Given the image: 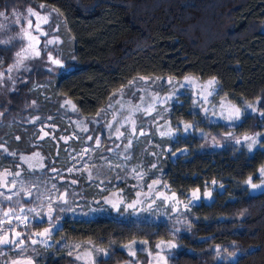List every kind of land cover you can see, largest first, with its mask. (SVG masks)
<instances>
[{
    "label": "trees",
    "instance_id": "16d2710c",
    "mask_svg": "<svg viewBox=\"0 0 264 264\" xmlns=\"http://www.w3.org/2000/svg\"><path fill=\"white\" fill-rule=\"evenodd\" d=\"M29 7L54 10L73 40V51L69 61L63 59L67 73L55 76L34 69L21 75V84L0 103V145L9 153L29 154L36 149L28 148L25 141L31 133L27 124L34 113L33 101L37 115L45 118L63 114L57 107L66 99L76 105L77 117L90 118L138 76H192L202 81L215 77L218 92L230 103L241 109L251 103L257 109L244 115L234 132L250 135L264 130L260 115L264 112V0H0L4 14ZM18 48L17 42L0 46V69L12 64ZM44 84L54 92V104L44 98L47 90L38 89ZM170 119L174 128L179 122L191 123L216 141L231 131L222 124H208L187 102L173 105ZM183 143L189 154L163 166L170 190L185 199L192 190L210 189L213 181L222 188L213 191L210 204L190 208L192 218L185 232L174 236L166 223L83 218L62 222L55 237L107 247V256L94 264L129 261L119 249L128 242L145 241L154 253L157 242L170 240L177 248L167 264H264V192L250 195L244 185L250 176L258 182L264 150L248 154L225 145L208 151L202 148L203 138L193 135ZM19 231L23 232H15ZM217 246L226 261L216 262L213 248ZM236 252L235 261H227ZM137 259L147 263L144 253H137ZM43 264L74 262L62 254Z\"/></svg>",
    "mask_w": 264,
    "mask_h": 264
},
{
    "label": "rangeland",
    "instance_id": "374dc122",
    "mask_svg": "<svg viewBox=\"0 0 264 264\" xmlns=\"http://www.w3.org/2000/svg\"><path fill=\"white\" fill-rule=\"evenodd\" d=\"M33 11L41 17L49 13L52 15L48 23L37 20L27 9L0 15V46L17 42V52L29 45L37 46L35 40L21 39L24 29L39 39L37 47L41 50L39 57L25 60L24 66L11 74L15 80L14 84L13 80L6 79L4 86L0 88V103L5 102L8 95L21 84V75L34 69L55 76L68 72L63 59L69 61L73 40L67 34L62 20L51 9L43 12ZM29 20L32 21L31 29L28 26ZM37 23L40 24L39 31L36 30ZM4 40L10 42L4 44ZM49 40L52 43H48ZM29 52L31 53V48ZM49 55L61 60L62 66L52 64L48 59ZM15 57L16 54L14 59ZM25 67L28 70H25ZM141 77L148 79L141 80ZM187 77L190 82H186V77H135L129 81L134 82L132 87H129L128 82L122 87L124 92L120 91L122 88L115 91L116 95L113 93L107 104L97 112L100 115L97 116L96 113L90 118L77 117L69 105H64L65 100L60 101L57 107V111H62L63 114L55 112V116H49L51 119L37 115L35 104L31 103L30 108L34 113L27 125L32 128L25 141L28 148L36 149L29 154L19 153L13 156L4 151L5 146L0 147V184L4 185L0 187V193H3V196H0V219L4 220V223L0 224V236L7 234L11 238L14 235L13 230H22L20 239L24 240L23 251L12 245H0V264H12L13 261L26 264L29 259L32 264H43L49 258L62 254L69 256L74 264H94L95 259L107 256V247H99L87 241H65L61 237H55L64 221L105 218L166 223L174 236L185 232L192 218L190 208L201 203L210 204L213 191H221L222 188L218 183L211 182L210 189L207 190L212 194L210 198H204L206 190L199 191V200H193L194 190L190 191L185 199H180L176 193L173 198L174 192L163 179V166L167 161L174 162L178 157L189 154L190 149L184 145V139L188 135L203 138L202 148L208 151L220 149L225 145L243 148L248 154L258 149L264 150V145L261 144L264 140V130L249 135L260 134L256 137L257 144L249 152L247 142L243 141L245 135H238L233 130L241 119L229 121L222 118V115H227L231 110L233 104L218 92L216 84L213 94L207 96L208 91L212 90L206 87L210 79L202 81L196 77ZM170 79L172 83H169ZM38 89L47 90V95L43 92L42 94L54 104L56 96L50 85H40ZM169 97L171 99H168ZM183 102H187L193 111L199 112L208 124H222L230 128L228 133L232 135L225 133L216 141L204 131L195 129V125L191 123L179 122L174 128L170 119L172 107L180 106ZM242 112V117L254 113L246 106L242 108ZM109 123L111 127H108ZM185 124H191L192 127L185 131ZM85 125L88 128L86 132L82 130ZM16 127L25 130L22 125ZM117 129L124 135L117 138ZM170 130L171 135H161V132L167 133ZM44 132L48 135L45 136ZM89 137L92 139H88ZM97 137L100 138L99 147L96 143ZM237 138L242 141L241 144L235 143ZM129 141L131 146L126 147ZM34 153H39V157L34 156ZM21 156L28 159L21 160ZM6 158L11 160L7 161ZM70 168L73 169L72 172L68 171ZM17 172L20 173L19 176L15 175ZM256 176V184H260L258 170ZM73 180L76 183H72ZM154 181L158 183L154 184ZM149 185H152L151 189ZM244 185L250 195L264 192V187L254 190L248 184ZM9 196L11 200L5 199ZM105 198L118 206L113 207L112 204L106 203ZM233 199L229 197L228 201ZM5 212H9L10 216L5 217ZM17 215L20 216L19 220L15 218ZM45 228L50 229V236L41 238L33 235L43 232ZM32 239L40 242L33 244ZM169 242L176 245L171 240L159 241L155 245L154 253L149 250L145 241L128 242L119 246V249L130 257L124 264H141L137 259L139 252L146 255V264H167V257L177 248V245L169 248ZM101 249L104 251H99ZM213 251H217V247H214ZM130 252H134V255H130ZM238 255L239 252H236L227 261L234 262ZM78 256L80 259H77ZM221 261L226 260L219 254L216 262Z\"/></svg>",
    "mask_w": 264,
    "mask_h": 264
},
{
    "label": "snow or ice",
    "instance_id": "6c2138e0",
    "mask_svg": "<svg viewBox=\"0 0 264 264\" xmlns=\"http://www.w3.org/2000/svg\"><path fill=\"white\" fill-rule=\"evenodd\" d=\"M41 8L44 7V5H41L40 6ZM28 13L32 16H36L37 17V20H43L44 23H48L49 22V17L52 15V13H49L48 15H45L43 17L39 16V14L37 12H34L33 11V8L29 7L27 9ZM0 15H4V13H0ZM28 26H29V29H31L32 27V21L29 20L28 21ZM36 30L39 31L40 30V24L37 23L36 25ZM22 32H23V35L21 36V39H28V40H35L36 42V45L38 46L40 41L39 39L36 37V36H33L31 34V32L29 30H24L22 29ZM42 35H46V33H41ZM10 39H14V38H10ZM10 42V40H4L2 41V43L4 44H8ZM48 43H52L51 40L48 41ZM37 46H33V45H29L27 47H23L21 49V51L17 52L16 53V57L14 59V62L13 64H11L7 69H4V70H0V88H2L6 82V79L7 80H13V84L15 83V80L13 78V76L11 75L14 71H19L21 67L24 66V62L25 60L27 59H32V58H35V57H39L40 54H41V50L39 47ZM29 48H31V53L29 52ZM48 59L49 61L52 63V64H55V65H58V66H62L61 65V60L59 59H55L53 58L52 55H49L48 56ZM25 70H28L26 67H25ZM141 80H147L148 78L146 77H141L140 78ZM186 82H190V78L186 77L185 78ZM169 83H172L171 79L169 80ZM216 84V79L215 77H213L212 79L208 80L207 81V84H206V87L209 88V89H212L211 91H208L207 93V96H211L214 92V86ZM134 85V82H129V87H132ZM14 90V89H13ZM121 92H124V88H122L120 90ZM113 95H116L115 93ZM168 99H171V97H169ZM204 99L206 100L207 97H204ZM119 101H117L118 103ZM257 103H259V98H257ZM33 104H35V101H33ZM64 105H69L71 107V109L73 111H76L77 108H76V105L70 100V99H66L64 101ZM62 105V107L64 106ZM112 105L110 104L109 107H111ZM246 108H249L251 109L253 112L257 111V109L253 106V104L249 103L246 105ZM101 111H104V110H101ZM205 111H207V109H205ZM100 113H97V116H99ZM243 115V112H242V109L239 108V107H236L235 105L232 106L231 110L228 111L227 115H222V118L223 119H227L229 121H237V120H240L241 117ZM261 116H264V112H261L260 113ZM37 119H39V117H37ZM49 119H51V117H49ZM34 122V121H33ZM133 123H135L133 121ZM81 124H83V121L81 122ZM112 125L109 123L108 124V127H111ZM192 125L191 124H185L184 125V128H185V131L188 130V128H191ZM83 131H88V128L87 126L85 125L83 128H82ZM41 131L43 132V129H41ZM117 132H118V136L117 138H119L120 136H123L124 133L122 132H119V129H117ZM144 133H141V135H143ZM44 135L47 136L48 133L47 132H44ZM161 135H171V130L167 133L165 132H161ZM228 136H231L232 134L231 133H228L227 134ZM260 134H256L254 136H249V135H245L243 137V141L244 142H247V147H248V150L249 152L252 151L253 149V146L257 144V136H259ZM43 138V137H41ZM17 139H20V137H17ZM63 139V138H62ZM88 139H92V137H89ZM96 143H97V146L99 147L100 145V138L97 137L96 138ZM235 143L236 144H241L242 141L237 138L235 140ZM131 146V141H129V144L126 146V147H130ZM0 147H3L2 145H0ZM4 151L6 152L7 149H4ZM85 151H87V149H85ZM10 155H15V153H9ZM34 156L36 157H39V153H34L33 154ZM28 158L24 157V156H21V160H26ZM42 159V157H41ZM31 167V165H29ZM41 167H43V165H41ZM153 167H155V165H153ZM69 172H72L73 169H68ZM258 173H259V176L261 178V183L260 184H256V183H253V178L250 176L246 181L245 183L248 184L252 189H258V188H261V187H264V166H261L259 169H258ZM8 175H11V173H7ZM16 176H19L20 173L17 172L15 174ZM90 178H91V174H90ZM15 183V181H13V184ZM72 183H76L75 180L72 181ZM154 184L155 183H158V181H154L153 182ZM213 183H215V181H213ZM4 185L3 184H0V187H3ZM53 187H55V185H53ZM149 188L151 189L152 188V185H149ZM115 195V194H114ZM211 192L210 191H205L204 192V198H210L211 197ZM0 196H3V193H0ZM175 197V193H173V198ZM192 197H193V200H199L200 199V195H199V189H196L193 191L192 193ZM5 199H8V200H11V197H5ZM61 199H63V197H61ZM105 202L106 203H110L112 204L113 207H117L118 205L117 204H114L111 200H108L107 198H105ZM191 203V201H190ZM129 207H132V205H129ZM187 207V206H186ZM21 211H23V209H21ZM29 211H32L31 209H29ZM51 207L49 208V216H51ZM4 216L5 217H8L10 216V213L9 212H5L4 213ZM17 220L20 219V216L17 215L15 217ZM4 223V220L3 219H0V224H3ZM10 223V221H9ZM14 232V235L9 238L7 234L3 235V236H0V245H12L13 247L15 248H19L21 249V251H23L24 249L22 248V246L24 245V240L23 239H20V236H21V233L19 232ZM33 235L35 236H39L41 238H45V237H48L50 236V229L48 228H45L43 230V232H39V233H34ZM33 244H36L40 241H37L36 239H32L31 241ZM157 247H160V245H157ZM168 247L169 248H174L176 247V245L174 243H171L169 242L168 244ZM99 251H104L103 249L99 250ZM130 255H134V252H130L129 253ZM88 255H91V253H88ZM105 255H107V253L105 252ZM217 255H219V246H217ZM229 255H233L232 253H230ZM77 259H80V257L78 256ZM163 259V258H162ZM12 264H20L19 261H13ZM26 264H32V261L29 259Z\"/></svg>",
    "mask_w": 264,
    "mask_h": 264
}]
</instances>
